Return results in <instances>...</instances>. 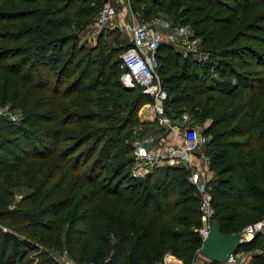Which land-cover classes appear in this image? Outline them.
Returning <instances> with one entry per match:
<instances>
[{
  "label": "trees",
  "instance_id": "16d2710c",
  "mask_svg": "<svg viewBox=\"0 0 264 264\" xmlns=\"http://www.w3.org/2000/svg\"><path fill=\"white\" fill-rule=\"evenodd\" d=\"M131 1L143 19L189 23L208 53L184 56L162 43L156 69L170 94L167 115L179 121L188 111L210 135L212 219L239 232L264 218V0ZM106 2L0 0V104L20 112L18 121L0 117V179L52 160L14 208L0 184V223L24 236L0 226V264H29L40 242L89 264H154L167 250L186 264L198 258L202 221L189 169L131 174L136 141L153 127L139 111L153 98L122 83L120 49L106 29L95 45L79 40ZM40 163L11 185L32 187ZM263 237L238 248L261 249L250 264H264Z\"/></svg>",
  "mask_w": 264,
  "mask_h": 264
},
{
  "label": "built area",
  "instance_id": "2783aa9c",
  "mask_svg": "<svg viewBox=\"0 0 264 264\" xmlns=\"http://www.w3.org/2000/svg\"><path fill=\"white\" fill-rule=\"evenodd\" d=\"M117 15L116 4L107 1L98 11L94 22L97 26L112 24ZM124 29L131 33V45L124 48L119 55L122 68L121 81L127 87L140 86L144 93L153 98L156 127L161 130L158 134L149 135L148 144L143 143L141 138L136 141L132 152L131 174L142 177L162 166L189 169L188 180L197 187L202 221L198 232L204 242L210 233L213 221L210 193L206 188V181L212 177L210 160L205 150L210 136L201 131L199 124L192 122L188 111L182 113L179 121L167 115L165 102L170 94L156 69V52L162 43L175 45L183 41L184 43H181L184 44L185 50L182 52L186 54H198L199 59H206L208 53L202 50L201 39L195 36L194 30L188 23L172 25L165 18L155 17L151 20L141 18L126 23ZM0 116H7L13 121L19 120V117L9 110L0 112ZM263 227L264 218L248 224L239 231L241 241L251 240ZM67 258L70 260L69 257ZM251 259L252 253L239 250L223 262L211 261L209 264H250ZM196 261L197 258L190 264H196ZM154 264L186 263L173 251L167 250Z\"/></svg>",
  "mask_w": 264,
  "mask_h": 264
},
{
  "label": "rangeland",
  "instance_id": "374dc122",
  "mask_svg": "<svg viewBox=\"0 0 264 264\" xmlns=\"http://www.w3.org/2000/svg\"><path fill=\"white\" fill-rule=\"evenodd\" d=\"M109 28L110 27L107 25L97 26L95 24V22H93L87 28H85L83 31H81L79 33V40L82 44L95 45L97 43V39H98L99 34L103 30L106 29L107 35H106L105 39L109 43H111L112 46L119 48L120 53H121V51L126 46L125 44H127L129 42V38H127L125 36V33H123L122 31L119 32V34H111V33L108 34L111 30V29L109 30ZM181 42L184 43L183 41H181ZM181 42L175 44L174 47L178 50H181V52H182V50H185V48H184V44H182ZM201 47L203 49V46H201ZM120 53H119V55H120ZM182 53L184 56L191 54V53L186 54V52H182ZM192 57L197 58V57H199V55L198 54H192ZM146 107H147V109H149L148 106H145L144 108H146ZM3 110H9V111L13 112L14 114H16L18 117H20L19 110L13 108L11 103H9V102H7L6 104H2V105L0 104V112H2ZM154 123H156V122H154ZM208 136H210V135H208ZM140 138H142V137H140ZM144 140L146 141L147 139L143 138V141ZM32 161H35V165L37 163H40L39 160H32ZM32 161L25 162L17 172H14L12 174H10V172L5 173L6 175H4L0 179L1 186L5 188V191L10 193L8 195L9 202L7 204V208H14L22 197H24L27 193L32 192V190H34L33 188H34L35 184L38 183L39 180L41 179V177L49 170V167L52 163V160L41 161L40 168L36 172V180L32 184V187L28 186L27 183L21 184V185H18L17 183H15L14 185H11L14 181H16L15 178L17 176H19L21 173L23 174V172L27 169V165L29 164V162H32ZM7 180H8V182L6 183ZM66 190H67V188H66ZM11 193H12V195H11ZM46 218L47 219L51 218V214H48L46 216ZM0 226H3L4 230H10L11 232L17 233L19 236L23 235L21 232L14 229V225H7L5 223H4V225H2L0 223ZM261 232L264 235V227L261 230ZM22 237H24V236H22ZM262 243L264 244V237H263ZM36 244H38V243H36ZM248 251L250 253L260 252L261 249L255 248L253 250H248ZM67 257H69L70 260H72V262L70 260H68ZM29 258L31 259L29 264H89V263H84V262H78L77 260H75L71 256V254L69 253V251L67 250L66 247L55 248V247L49 246L48 243L45 244L42 242H40L39 251L35 252V253H31ZM209 262H210V260L208 258H206L205 256H203L201 254H198L196 264H209Z\"/></svg>",
  "mask_w": 264,
  "mask_h": 264
},
{
  "label": "crops",
  "instance_id": "0c3cea01",
  "mask_svg": "<svg viewBox=\"0 0 264 264\" xmlns=\"http://www.w3.org/2000/svg\"><path fill=\"white\" fill-rule=\"evenodd\" d=\"M110 3H114L117 6L118 9V15L112 24H108L109 30L111 34H119V32L125 33V36L129 38V41H131V33L126 31L124 29V26L126 23H132L133 21H137L141 19V15L133 9L132 1L131 0H107ZM145 106H148L149 109L144 108ZM139 117L140 120L147 124H152L149 130H146L144 135L142 136V140H144L143 143L148 144L149 143V135L152 133L158 134L160 133V129L156 127L155 122V111L152 106V103H147L143 105L139 111ZM147 135V136H146ZM213 175V174H212ZM210 260V259H209ZM211 263V260L210 262Z\"/></svg>",
  "mask_w": 264,
  "mask_h": 264
},
{
  "label": "water",
  "instance_id": "95a60500",
  "mask_svg": "<svg viewBox=\"0 0 264 264\" xmlns=\"http://www.w3.org/2000/svg\"><path fill=\"white\" fill-rule=\"evenodd\" d=\"M241 241V235L236 233H225L221 230L218 220H213L208 237L204 240L199 249V254L205 256L214 262H223L228 257L238 251Z\"/></svg>",
  "mask_w": 264,
  "mask_h": 264
}]
</instances>
